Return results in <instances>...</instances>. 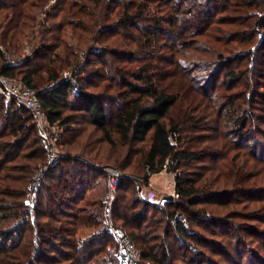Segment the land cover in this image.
Returning a JSON list of instances; mask_svg holds the SVG:
<instances>
[{
    "label": "trees",
    "instance_id": "1",
    "mask_svg": "<svg viewBox=\"0 0 264 264\" xmlns=\"http://www.w3.org/2000/svg\"><path fill=\"white\" fill-rule=\"evenodd\" d=\"M46 1L0 0V42L7 49L18 51L21 48L19 40L25 28L33 22V10ZM81 1L82 4L79 0H59L54 7L56 12L62 14L46 30L44 36L52 34L55 41L47 47L48 50L46 48L48 58L40 62V55L35 52L16 64L2 61L0 72L20 77L36 89L46 87L45 92L39 93L42 108L50 123H57L64 128L69 137V141H65L66 146L74 144L76 137L81 135L71 126L72 116L64 115L68 108L88 116L95 131L100 132V136L95 139L96 143H108L115 147L118 141L131 149V142H142L143 145L132 152L124 166L120 164L121 161L118 165L128 167L133 156L139 154V168L145 184H148L152 174L163 169L174 173L177 196H164L160 204L147 199L134 200L136 204L141 203V207L130 210L128 216L126 209L120 217L122 226H133L134 233L127 235L131 241L138 242L137 258L142 263L173 264L176 256L170 240V233L173 231V241L178 240L186 254L184 258H179L183 264H221L219 259L214 260L201 250L195 253L192 241L200 242L207 248L221 247L215 250L217 253H225L229 257V264H240L231 258L233 255L229 254L226 247L222 248L221 241L203 239L193 229L177 221L176 215H184L190 224L199 225L208 220L217 226L223 224L228 229L225 233L234 229L236 233L243 230L251 234L252 230L249 229H253L255 225L247 221L234 222L233 219H250L252 216L253 220L260 219L258 208H251L249 212H240L235 206L229 209V200L221 203L226 210L218 213L222 216L207 212L200 205L215 201L220 196L244 193L251 187L257 188L259 181L264 184V146L261 145L258 150L256 142L246 145L250 136L242 132L250 116H254L256 121L261 119L258 122L264 123V106L257 105L262 111L259 115H253L249 108L256 102L264 103V90L248 87L243 91L229 94L219 92L212 96L219 74L229 66L232 59L223 55L220 47L239 38L241 43L253 41L261 33L264 28V0H226L223 5L216 4L213 0ZM116 3L117 11L112 22L108 23L109 14L113 11L111 7ZM245 7L251 8L252 14L243 12ZM211 12L215 15H211ZM226 24L232 26V30H225ZM65 25L72 31L71 37L76 36L79 40L92 43H103L104 34L116 32L118 36L113 39V44L122 48L121 53H130V57L134 59L141 56L129 68L123 66L122 69L115 70L119 76V80L115 82V95L119 102L117 110L109 117L105 102L111 94L104 90L87 91L83 79L75 81L59 76V70L74 61L73 56L71 58L66 54L70 52L68 45L60 41ZM160 40L170 43L169 54L158 51ZM61 44L62 49L56 50ZM262 48L264 44H261L258 51ZM108 49L109 46L105 45L92 53L102 57L101 66L106 64L104 57L108 56ZM214 50L216 55L212 60L198 55L208 51L213 53ZM0 55L4 57L1 48ZM175 55H180L181 58L175 60ZM251 55L252 58H245L242 54L235 58L247 59L243 68L224 72L222 83L225 89H230L242 79L247 82V76H251L258 86L264 85L261 65L258 66L261 72L257 70L258 67L253 66L258 55L254 52ZM259 58H262L261 63L264 64V55ZM106 72L104 79L108 78ZM236 101L239 102L237 106ZM221 104L230 107L221 117L223 119L219 118L221 112L218 106ZM0 118L3 127L12 135L0 142V264H7L9 255L12 256L13 264H34L41 255L42 245L49 243L47 239L50 236L61 240L74 237L67 245L68 249L63 255L66 262L63 264H116L118 239L115 240L108 234L103 226L82 239L74 236L78 228L86 225L85 221L92 220L95 216L102 217V195L91 194L87 197L89 200L81 208L78 207V213L71 215L78 221L72 223L70 234L64 232L67 222L58 218V214L63 213L60 207L65 205V201L71 203L75 199H81L96 177H105V172L98 168L100 164H106L105 160L108 159L102 154H91L93 149L86 151V146L81 153L74 154L77 157L69 155L54 163L47 162L41 144H36L38 140L28 144L33 151L36 149L35 152L30 150L20 155L23 144L36 131L32 114L15 99L8 100L0 94ZM222 126L224 131L221 130ZM231 133L235 135L234 138ZM39 150L41 153H38ZM206 157H210L212 163L203 164L206 178L201 184L198 181L202 173L198 176L186 175L180 169L183 165L190 166L194 159L203 161L202 158ZM18 159L24 163H18ZM39 162L45 165L42 170L44 177L38 191L39 206L36 215L34 214L35 225L31 226V218L23 208V198L33 174L42 166H37ZM53 205L56 206V211L53 210ZM94 206L98 215L91 208ZM150 207L159 212L158 216L151 214L148 217ZM116 208L117 205L114 206V211ZM41 215L45 216L42 222L38 220ZM111 216L115 218L113 212ZM218 218L219 221L225 219L227 223L224 220L219 224ZM96 224L99 225V222ZM27 231H30V235L24 242L23 237ZM259 234L264 237L261 232ZM228 244L234 246L231 240ZM187 252H190L189 256Z\"/></svg>",
    "mask_w": 264,
    "mask_h": 264
},
{
    "label": "rangeland",
    "instance_id": "2",
    "mask_svg": "<svg viewBox=\"0 0 264 264\" xmlns=\"http://www.w3.org/2000/svg\"><path fill=\"white\" fill-rule=\"evenodd\" d=\"M59 0H47L44 2L43 5L33 10V13L35 14L33 22L30 24L29 27H26L23 31V36H21V39L19 40V44L21 48L18 51L15 50H9L6 48L5 44L0 42V48L4 52L6 58L10 59V64H16L20 62L23 58L33 55L35 52L39 53L40 58L38 60L42 61L48 58V48L51 46L55 41L52 39V34H46V30L49 29L51 24L58 20L60 18L62 12H56V9L54 8L57 5V2ZM80 4L83 2L79 0ZM216 4L223 5L226 0H213ZM161 5V4H160ZM228 5V3H227ZM111 9H113L112 13H110V19L107 21L108 23L112 22V18L114 13L117 11V3L112 5ZM115 6V7H114ZM116 8V9H115ZM162 9H166L165 7H160ZM243 12H247L248 15L252 14V9H248L247 7L244 8ZM51 14V15H50ZM54 14H58L57 16H54ZM223 14V13H222ZM221 14V15H222ZM211 15H215L213 12H211ZM220 13L217 15L219 16ZM216 16V17H217ZM225 30H232L230 25L226 24L224 25ZM64 32L60 36V41L65 42L68 47L70 48V52H67L71 58L73 56L74 61L70 65L63 66L62 70H59V76L61 78H72L75 81L80 79H83L85 81L84 86L87 91L90 92H107L108 94H111V97L107 98L105 104H106V111L108 114V117L111 113L115 112L118 108L117 102L118 96L115 95V91L117 90V87L115 85V82L119 80V76L116 73L117 68H129L131 64H135L139 61L141 56L138 57V59L131 58L130 53H121L120 50L122 48L115 47L113 44V39L115 36H118L116 32H109L107 34H104L102 37V42H93L92 41H84L77 39L76 36L71 37L72 31L70 30L69 26H64ZM58 34V33H54ZM60 35V34H59ZM73 36V35H72ZM50 39V40H48ZM240 38L230 42L228 45H224L220 47V51L223 55H225L227 58H232L229 66L224 69L221 74H219V79L216 82V86L212 91V96H215L217 93L221 94H229L232 92L240 91L244 88L248 87H257L259 88V91L264 90V85H259L253 80L251 76H247L249 79L247 82L242 79V81H239L232 85L230 89L224 88L223 76L224 72H226L229 69H240L243 68V66L246 65L247 59L240 60L236 59L239 55H245V58H252L251 52L253 54H257V60L254 61V68L258 67L259 64L261 65V71H264V64L261 63V55H264V48H262L260 51H258L261 47V44H264V28H262L261 33H258L254 38L253 41L250 42H240ZM223 42V41H222ZM170 44V43H169ZM167 44L164 40H160L158 42V51L161 53L169 54V47L171 45ZM105 45L109 46V54L107 57H104V60H106V64L101 66L100 60H102V57L92 55L93 52L100 50ZM169 45V46H168ZM210 46V45H209ZM10 47V46H9ZM63 44L59 45V47L56 50L62 49ZM47 48V50H46ZM211 48V47H210ZM133 49V48H132ZM130 51V50H129ZM73 52V54H71ZM216 50L211 53L203 52L202 54H198L200 57L208 60H212L213 57L216 55ZM117 54V55H116ZM126 55V56H125ZM3 55H0V62H5V58L2 57ZM3 58V60H2ZM107 58V59H106ZM181 58L180 55H175L174 59ZM40 61V62H41ZM251 61V60H250ZM129 62V63H127ZM90 63V64H89ZM252 63V61H251ZM250 63V65H251ZM89 64V65H88ZM125 64V65H124ZM249 65V66H250ZM259 67L257 68V70ZM107 70V72H106ZM94 71H97L94 73ZM243 71V70H242ZM260 71V69H259ZM260 71V72H261ZM104 72L107 73L108 78L104 79ZM20 78V77H17ZM48 84V83H47ZM46 84V85H47ZM106 84L109 86L106 87ZM247 85V86H246ZM36 90H40L42 92L46 91V87H40ZM45 90V91H44ZM104 90V91H103ZM228 91V92H227ZM208 92H210L208 90ZM239 102L236 101V106ZM227 105V103H226ZM223 106L222 104L218 106L219 111L221 112V118L223 115H225L226 112L230 109V107ZM259 106H264V103H258L254 106H249L250 112H252L253 115H259L262 114L261 108H258ZM69 114L73 118V123L71 124L72 128H75L77 130L79 135L76 137V141L72 145H65V141H69V137L66 136L64 128L60 126L59 124L57 128H50L49 123L43 126H39L34 120V123L36 125V131L35 134L30 137L28 142L26 144H23L22 148L20 149V155H23L24 152H29L30 150L32 152H35L36 149L33 151L30 147L31 142L33 140H38L37 146H42V151L44 156H46L47 162H56L57 160L61 158H66L70 156H76L75 153H81L85 147L87 146V150H92L91 154H102L104 155V158L108 159L105 160L106 164H100L98 170L101 172H105V177L98 176L96 177L95 181L91 184L90 188L88 189L87 193L84 194V197H81V199H75V202L72 201L71 203H67L65 201V205L61 206L63 213L58 214L59 220L62 222H67L65 224L64 231L66 234H70L72 229V223L74 221H78L71 217L72 214L78 213L76 210L78 207H82L86 200H89V197L91 194L94 195H102V217L101 216H95L94 219H89L88 221L82 220V223L86 224L83 227H80L77 229V232L74 234L75 238H84L85 236L89 235L91 232L99 230V227L103 226V229L108 233L111 234L116 240L118 239L119 242V249L117 252V262L119 261V254L121 250V238L126 237L128 239L129 245L128 248H130L128 253H131L134 260L137 261V264H155L153 262H145L142 263L138 258V242L131 241L127 233L133 232V226L126 225L125 227L122 226V220L120 219L121 215L128 210V213L126 216H128L130 210H133L138 207H141V203L136 204V200H144L147 199L153 203L160 204V200L164 198L167 194L164 193V182L166 178H173L175 183V175L173 172L168 171L167 169H163L159 173L152 174L149 177L148 184H145L143 181V173L141 172L140 162H139V154L134 155L132 158V162L128 167H122L119 166L118 163L122 164L123 166L126 164V160L128 157L132 156V152H136L139 147L143 145L142 142L139 141H133L130 144H132L131 149H129L130 146H122L120 142H116V146H111L108 143H96L95 139L100 136L99 131H95V128L93 125L89 122L88 116L79 111H72L71 109H65L64 115ZM249 115V114H247ZM254 116H250V120L247 121L245 124V127L243 128L242 132L246 136H250V140H248L245 144L250 145L252 142H256L257 149L259 150L261 145L264 146V123H260L261 119H253ZM223 119V118H221ZM221 130L224 131V127L222 126ZM211 132V131H208ZM212 133V132H211ZM216 133V132H215ZM5 135V136H3ZM11 133L9 134V130L3 127V121L0 118V142L7 140L11 138ZM235 135L231 133V137L234 138ZM116 138V136L114 135ZM55 138V139H54ZM52 140L54 142L53 148L56 152V157L50 160L49 155V142ZM88 141V142H87ZM95 142V143H94ZM40 143V144H39ZM205 145V144H204ZM245 146V145H244ZM84 148V149H83ZM1 150V149H0ZM69 150V151H68ZM1 152V151H0ZM38 153H41V150H39ZM204 157V156H202ZM203 161H198L194 159L191 162V165H183L181 166V170L184 174L190 175L193 174L195 176H199L198 183H203L204 179L206 178V173H204L202 166L203 164H210L212 163V160L210 157L202 158ZM205 160V161H204ZM24 163L23 160L18 159V163ZM205 162V163H204ZM124 163V164H123ZM42 165V166H40ZM37 166H40L39 170L35 174H33V179L31 181V184L29 188L25 190V195L23 198V208L24 211L28 212L30 218H31V226L34 224V216L36 215V210L38 205V191L40 189V182L43 180L44 172L42 170L44 169L45 165L43 163L39 162ZM108 168H114L119 170L120 177L118 180V184L115 188H112L109 184V178H108ZM262 171H264V167H262ZM198 172V173H196ZM35 175V176H34ZM134 181H132V180ZM132 181V182H131ZM136 181V182H135ZM256 185V184H255ZM257 188H248L247 191L244 193H234V194H228L224 196L217 197L215 201H207L200 206L205 207V210L207 212H211L214 214H218L219 212H225L226 210L223 208L224 204H221L225 201H231L230 208L237 207L240 212H247L248 210H251V208H258V214L260 219H255L253 216L250 217V219H242L243 217H239L237 219H233L234 222H244L247 221L251 223L252 225H255L252 230L251 234L249 232H245L243 230L236 231L231 229L228 233H225V230H228L225 225H223V221L219 224L222 225H216L212 222L203 221L201 224H190L187 220V225L191 230L193 229L198 236L202 237L203 239H209V240H219L223 243L222 248H227L229 254L233 255V258L237 263L240 264H264V237H262L259 232H261L262 235H264V184H261L260 181L256 185ZM108 195V198H107ZM238 199V200H237ZM135 200V201H134ZM114 203L117 205V208L114 211ZM248 204H251L250 206ZM53 210L56 211V206L53 205ZM246 206V207H245ZM98 207V206H97ZM93 210H95V213L98 212L97 208L91 207ZM228 209V208H227ZM52 210V212H53ZM150 213H148V217L151 214H156L158 216L159 212L154 210L150 207ZM69 212V214H67ZM113 212L115 218L111 216V213ZM154 212V213H153ZM249 212V211H248ZM35 214V215H34ZM97 214V213H96ZM244 214V213H241ZM81 215V214H80ZM98 215V214H97ZM184 216V215H183ZM218 216H222L221 214H218ZM258 216V215H255ZM36 217V216H35ZM69 218V219H67ZM187 219V218H186ZM38 220L42 222L45 220V216H39ZM37 220V221H38ZM178 221V218H176ZM99 222V225L96 223ZM69 223V224H68ZM175 224V222H171ZM225 223L227 221L225 220ZM57 224V223H55ZM57 226V225H56ZM254 230V231H253ZM134 233V232H133ZM30 235V231H27L25 233V236L23 237V241L28 240V236ZM237 235L239 237H237ZM70 236V235H69ZM58 237L50 236L47 241L49 243H45L42 245V251H40L39 257H37V260L34 264H63L66 261V258L64 253H66L68 247L67 245L69 242L74 238L71 236L70 238H67L66 240H61ZM239 238V239H237ZM170 240L172 241V249L174 252H176L175 259L173 260V264H183L182 261L179 260L184 258L185 251L182 249L181 245L179 244L178 240L173 241V231L170 233ZM231 240L232 244L234 246H230L228 244V241ZM194 252H198V250L203 251L206 255L212 257L214 260L219 259L221 261V264H229V257L225 255V253H217L218 248L221 247H205L200 242L192 241ZM63 244V245H62ZM221 244V243H220ZM238 247H237V246ZM187 246V245H186ZM189 247V246H188ZM213 248V249H212ZM235 248V250H234ZM190 249V248H188ZM60 251V253H59ZM231 252V253H230ZM190 254V252H187V255ZM10 258L6 260L7 264H13L12 263V256L9 255ZM189 256V255H188ZM240 256V257H239ZM230 262V261H229Z\"/></svg>",
    "mask_w": 264,
    "mask_h": 264
},
{
    "label": "built area",
    "instance_id": "3",
    "mask_svg": "<svg viewBox=\"0 0 264 264\" xmlns=\"http://www.w3.org/2000/svg\"><path fill=\"white\" fill-rule=\"evenodd\" d=\"M5 58V63H10V59ZM45 91V90H44ZM42 92V91H41ZM40 90H36V88L31 87L26 84L23 79L17 77H11L5 75L0 72V94L6 99H15L18 104L27 108L32 114L35 122L39 126H43L46 124H50V128H57L58 125L56 123H50L48 118L42 108V104L39 98ZM55 139V138H54ZM54 142L50 140L49 142V155L50 160L56 157V152L53 148ZM51 162V161H50ZM108 178L109 184L112 188H115L118 184V180L120 177L119 170L114 168H108ZM164 193L166 196H177V191L175 188V183L173 178H166L164 182ZM108 198V195H107ZM176 217L183 224V226L187 225V219L182 214H177ZM129 242L126 237L121 238V250L119 254L118 264H137V261L133 259L131 253H128L130 248H128ZM151 264V263H148Z\"/></svg>",
    "mask_w": 264,
    "mask_h": 264
}]
</instances>
